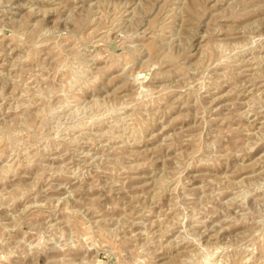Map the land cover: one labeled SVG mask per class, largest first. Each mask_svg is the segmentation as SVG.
Returning a JSON list of instances; mask_svg holds the SVG:
<instances>
[{"label": "rangeland", "instance_id": "rangeland-1", "mask_svg": "<svg viewBox=\"0 0 264 264\" xmlns=\"http://www.w3.org/2000/svg\"><path fill=\"white\" fill-rule=\"evenodd\" d=\"M0 264H264V0H0Z\"/></svg>", "mask_w": 264, "mask_h": 264}, {"label": "bare ground", "instance_id": "bare-ground-1", "mask_svg": "<svg viewBox=\"0 0 264 264\" xmlns=\"http://www.w3.org/2000/svg\"><path fill=\"white\" fill-rule=\"evenodd\" d=\"M208 258V257H207Z\"/></svg>", "mask_w": 264, "mask_h": 264}]
</instances>
